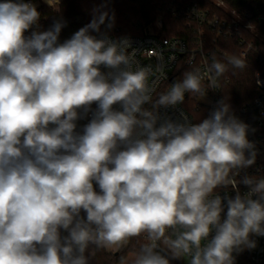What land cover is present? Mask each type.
<instances>
[{"label":"clouds","instance_id":"clouds-1","mask_svg":"<svg viewBox=\"0 0 264 264\" xmlns=\"http://www.w3.org/2000/svg\"><path fill=\"white\" fill-rule=\"evenodd\" d=\"M40 18L31 2H0V264H89L133 239L120 264H235L255 248L264 177L237 179L257 158L249 126L225 100L199 122L181 113L157 126L161 107L204 98L246 54L213 56L153 99L166 75L139 64L128 38L101 33L114 15L95 10L62 43L63 22L41 31Z\"/></svg>","mask_w":264,"mask_h":264},{"label":"built area","instance_id":"built-area-1","mask_svg":"<svg viewBox=\"0 0 264 264\" xmlns=\"http://www.w3.org/2000/svg\"><path fill=\"white\" fill-rule=\"evenodd\" d=\"M63 1L60 0L58 7L54 9L49 7L46 0H25L35 4L38 12L46 7L54 13L60 12ZM157 13V18L149 26L157 29V33H145L141 37H126L130 40L132 47L137 50L135 59L139 64L154 68L159 66L166 75V78L159 80L153 99L160 92L167 91L170 84L181 79L184 72L196 68L203 72L211 64L213 56L222 53L218 48L220 40L236 41L237 48L240 50L239 55L245 53L246 61L251 54L259 57L263 65L254 76L256 97L241 111L233 114L249 126L248 139L255 144L257 150L255 164L241 170L237 179L240 180L244 175L264 177V56L259 48V43H264V21L253 20L249 13L232 9L223 0H170L165 3L164 8L158 9ZM167 14H170L174 20L186 24L188 33H185L184 37H163ZM30 34L31 30L26 33V35ZM207 83L205 79V86ZM219 83L220 87L216 90L209 89L204 98L186 93L183 104L169 108L161 107L158 110L160 120L157 126L165 118L173 121L181 120V113L188 116L193 123L207 118L221 101V77ZM90 119L91 113L79 119L76 122L77 128L81 120L89 122ZM238 188L242 194L248 191L247 186L242 183L238 184ZM218 191L221 195L225 192L230 196L235 195L230 187ZM252 239L256 241L255 248L233 253L235 264H264V236H254ZM185 262L187 263L186 260Z\"/></svg>","mask_w":264,"mask_h":264},{"label":"trees","instance_id":"trees-1","mask_svg":"<svg viewBox=\"0 0 264 264\" xmlns=\"http://www.w3.org/2000/svg\"><path fill=\"white\" fill-rule=\"evenodd\" d=\"M167 1L170 0H115L118 5L114 12L110 14V16L114 15V25L109 29L106 22L105 25L101 26V33H107V35L115 38L141 37L144 35L143 30L155 21L158 16V9L164 8ZM223 1L232 9L249 13L253 20L261 19L264 21V0ZM94 8L93 0H64L58 13L43 7L39 10L41 14L39 28L41 31H45L50 29L54 22H63L64 27L59 36V42L62 43L71 38L81 27L90 23L95 12ZM164 24L162 35L165 38L184 37L185 33H188L186 24L174 20L170 14L166 15ZM93 35L99 34L93 33ZM218 48L223 54L217 53L214 56L221 62L227 63L226 57L228 56H239L240 50L237 48L236 41L220 40ZM259 48L264 56V44L259 43ZM246 62L247 67L242 70L234 69L229 65V70L221 77V100H225L231 106L232 113H238L256 97L254 76L257 71L262 69L263 64L255 54L249 55ZM95 108L96 105L93 104L92 109L95 110ZM87 123L88 121L81 120L77 131H82L83 126ZM95 187L99 191L98 185ZM82 215L84 214L82 213ZM62 235H67V233L62 231ZM137 246L138 241L133 239L128 248L117 254L109 253L107 250H97L94 257L89 259V264H120V258L128 256L131 249H136ZM171 264L179 263L172 261Z\"/></svg>","mask_w":264,"mask_h":264},{"label":"rangeland","instance_id":"rangeland-1","mask_svg":"<svg viewBox=\"0 0 264 264\" xmlns=\"http://www.w3.org/2000/svg\"><path fill=\"white\" fill-rule=\"evenodd\" d=\"M93 2H94V7H95L94 9L95 10L100 9V10L108 11L109 14L113 13L114 10L116 9L117 5H118L115 2V0H93ZM149 26H147L143 30V34L150 33V32H152V33H157L158 32L157 29H155L153 27H149ZM128 247H129V245L126 248H128ZM126 248H124V249H122L120 251H112V250H107V251L109 253H112V254H117V253H120V252L124 251ZM133 249H131V253H129L128 256H131L132 255L133 251L135 250V249L134 250ZM173 261L176 262V263H179V264H187L184 259L173 260Z\"/></svg>","mask_w":264,"mask_h":264}]
</instances>
